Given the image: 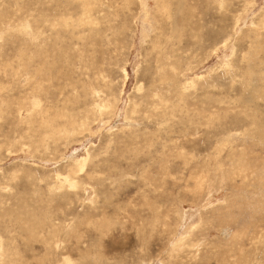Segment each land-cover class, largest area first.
Segmentation results:
<instances>
[{"label":"rangeland","instance_id":"obj_1","mask_svg":"<svg viewBox=\"0 0 264 264\" xmlns=\"http://www.w3.org/2000/svg\"><path fill=\"white\" fill-rule=\"evenodd\" d=\"M0 264H264V0H0Z\"/></svg>","mask_w":264,"mask_h":264}]
</instances>
